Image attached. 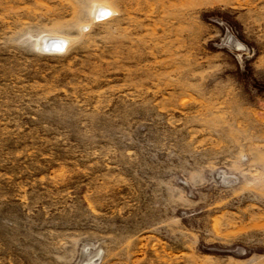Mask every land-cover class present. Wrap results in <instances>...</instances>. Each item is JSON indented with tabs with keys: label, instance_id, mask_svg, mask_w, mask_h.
<instances>
[{
	"label": "rangeland",
	"instance_id": "rangeland-1",
	"mask_svg": "<svg viewBox=\"0 0 264 264\" xmlns=\"http://www.w3.org/2000/svg\"><path fill=\"white\" fill-rule=\"evenodd\" d=\"M0 264H264V0H0Z\"/></svg>",
	"mask_w": 264,
	"mask_h": 264
},
{
	"label": "bare ground",
	"instance_id": "bare-ground-1",
	"mask_svg": "<svg viewBox=\"0 0 264 264\" xmlns=\"http://www.w3.org/2000/svg\"><path fill=\"white\" fill-rule=\"evenodd\" d=\"M62 44H63L62 41L54 40V42L51 43V48L54 49L58 47L60 49L62 47Z\"/></svg>",
	"mask_w": 264,
	"mask_h": 264
}]
</instances>
